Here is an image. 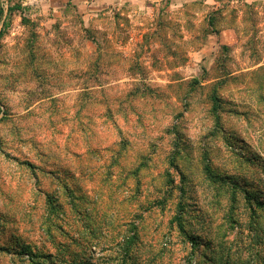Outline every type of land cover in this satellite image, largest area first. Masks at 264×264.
I'll return each mask as SVG.
<instances>
[{
  "label": "rangeland",
  "instance_id": "1",
  "mask_svg": "<svg viewBox=\"0 0 264 264\" xmlns=\"http://www.w3.org/2000/svg\"><path fill=\"white\" fill-rule=\"evenodd\" d=\"M31 1L0 0V264H264V0Z\"/></svg>",
  "mask_w": 264,
  "mask_h": 264
},
{
  "label": "crops",
  "instance_id": "2",
  "mask_svg": "<svg viewBox=\"0 0 264 264\" xmlns=\"http://www.w3.org/2000/svg\"><path fill=\"white\" fill-rule=\"evenodd\" d=\"M33 1V2H32ZM30 4H39L40 2H36L37 0H32ZM42 2V0H40ZM61 7L67 6L69 3H73L78 7L83 8H95L101 7V9H105L108 7L110 0H62ZM119 5L118 9H122V7H126L127 9H131L130 17L136 14L145 15L146 13L150 14L154 12L159 7L167 8V11L175 14H186L188 10H194V15L199 16L202 13V10L211 9L213 4L220 5L221 0H116ZM256 0H244L245 3L252 4ZM229 3H235L238 1L229 0ZM95 6V7H94ZM105 6V7H104ZM103 7V8H102ZM102 11V10H101ZM136 13V14H135ZM189 13V12H188ZM97 14V13H96ZM153 19V16H150ZM172 17L169 18L171 20ZM211 38H220L221 43L224 44L223 41L226 42L232 41L236 37V32L233 28L227 27L226 29H218L214 33V35H209Z\"/></svg>",
  "mask_w": 264,
  "mask_h": 264
},
{
  "label": "trees",
  "instance_id": "3",
  "mask_svg": "<svg viewBox=\"0 0 264 264\" xmlns=\"http://www.w3.org/2000/svg\"><path fill=\"white\" fill-rule=\"evenodd\" d=\"M262 206V204L261 203H258V204H255V207H258V206ZM254 205H252V207H253ZM233 223H235L234 221H232Z\"/></svg>",
  "mask_w": 264,
  "mask_h": 264
}]
</instances>
